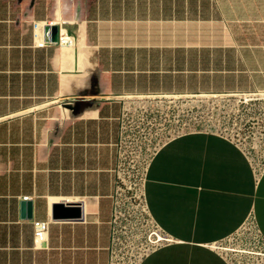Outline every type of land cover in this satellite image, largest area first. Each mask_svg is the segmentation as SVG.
Here are the masks:
<instances>
[{"label": "crops", "instance_id": "1", "mask_svg": "<svg viewBox=\"0 0 264 264\" xmlns=\"http://www.w3.org/2000/svg\"><path fill=\"white\" fill-rule=\"evenodd\" d=\"M34 23L69 30L73 46L36 48ZM252 94L264 98V0H0V264H110L132 101ZM143 193L172 241L139 264H226L209 245L250 214L264 239V164L221 134L163 142ZM57 203L82 219L53 220ZM33 221L49 222L36 248Z\"/></svg>", "mask_w": 264, "mask_h": 264}, {"label": "rangeland", "instance_id": "2", "mask_svg": "<svg viewBox=\"0 0 264 264\" xmlns=\"http://www.w3.org/2000/svg\"><path fill=\"white\" fill-rule=\"evenodd\" d=\"M243 98L194 95L132 101L124 119L122 149L125 159L120 168L127 186L140 185L150 158L163 142L188 131L208 130L224 134L233 139L252 162L264 164V131L258 116L260 111L256 109L258 102L247 101L245 104ZM133 189V186L126 189L124 196L127 198ZM121 208L124 217L118 232H125L130 224L134 225V229L131 227L134 232L121 233L120 243L115 247L118 249L115 264H129L130 260L135 263V257L146 249L150 231L140 230L141 217L126 202Z\"/></svg>", "mask_w": 264, "mask_h": 264}, {"label": "built area", "instance_id": "3", "mask_svg": "<svg viewBox=\"0 0 264 264\" xmlns=\"http://www.w3.org/2000/svg\"><path fill=\"white\" fill-rule=\"evenodd\" d=\"M45 26H51L50 24L43 23L42 26L38 23L33 24V30L36 34H39V29L43 31ZM58 36L55 42L51 41H44L42 39L37 40L35 46L36 48H45L51 46H60V47H72L73 42L71 35L65 28L58 27ZM237 97H244L242 100L247 104V101H255L258 102L257 110L260 111L259 119L263 126L264 131V98L261 95H236ZM253 97H259L258 99H254ZM248 99V100H247ZM127 115V112L122 117L121 121V140L119 144V156H120V163L118 169V180L116 182V190L114 194V212H113V219H112V248L110 254V264H115L116 254L115 250L120 243L119 237L123 234H130L134 232L131 227L134 229V225L130 224V228L128 230L119 231L121 220L123 219L124 215L121 206L124 205L126 202L131 209L137 211L139 216L141 217V224L140 230L148 229L150 231V236L147 239L148 244L145 245L146 249H144V253H140L139 256L135 257L137 260L134 263V260H130L129 264H139L140 260L150 253L152 250L157 249L158 247L171 243V239L166 238L162 235L159 231L158 226L155 224L153 219L151 218L149 211L146 206L144 193H143V181L144 177L141 178L140 185L134 184L127 186L123 174L120 171L122 164L125 159V152L123 151V129H124V119ZM262 129V128H261ZM208 131V130H206ZM212 132V131H210ZM218 133V132H215ZM220 134V133H218ZM222 136L230 139L224 134ZM234 142V141H233ZM238 145L236 142H234ZM239 146V145H238ZM145 173V172H144ZM144 176V174H143ZM133 186V191L127 196H124L126 193V189H131ZM26 199V198H24ZM133 211V214H134ZM49 222H42V221H33L32 222V229H33V240H34V247H39L41 244L46 243L47 234H48ZM123 233V234H121ZM239 241V242H238ZM238 242V243H237ZM237 243V245H235ZM148 246V247H147ZM209 247L217 252L226 262V264H264V239L262 237L261 231L258 227L256 218L253 214H250L244 223L240 226L238 231L231 237L223 240L222 242L210 244ZM122 249V248H121ZM139 251V249H138ZM139 253V252H138Z\"/></svg>", "mask_w": 264, "mask_h": 264}, {"label": "water", "instance_id": "4", "mask_svg": "<svg viewBox=\"0 0 264 264\" xmlns=\"http://www.w3.org/2000/svg\"><path fill=\"white\" fill-rule=\"evenodd\" d=\"M59 28L56 25L45 26L43 29L44 38L46 41L55 42L57 40ZM70 34V31L67 30ZM22 207L27 208L29 219L32 216L29 214L32 209V203L24 201ZM51 217L53 220H80L82 219V207L78 203H57L52 205Z\"/></svg>", "mask_w": 264, "mask_h": 264}, {"label": "bare ground", "instance_id": "5", "mask_svg": "<svg viewBox=\"0 0 264 264\" xmlns=\"http://www.w3.org/2000/svg\"><path fill=\"white\" fill-rule=\"evenodd\" d=\"M213 96V95H212Z\"/></svg>", "mask_w": 264, "mask_h": 264}]
</instances>
